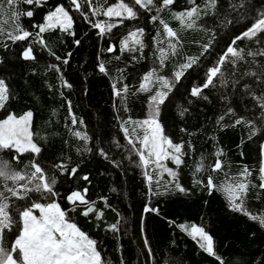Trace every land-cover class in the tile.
<instances>
[{
    "label": "trees",
    "instance_id": "obj_1",
    "mask_svg": "<svg viewBox=\"0 0 264 264\" xmlns=\"http://www.w3.org/2000/svg\"><path fill=\"white\" fill-rule=\"evenodd\" d=\"M117 2L107 0V4ZM125 2L131 4V0ZM197 2L202 8L197 27L185 28L173 17L172 13L191 7L189 0H175L169 10L159 13L155 9L144 12L136 6L138 19L126 20L101 36L79 12L71 10L68 0H47L43 8L35 9L32 18L21 17L22 27L35 34L38 29L33 25L45 23V15L56 5L64 4L73 16L70 31L75 35L57 27L42 34L45 45L35 35L16 43L9 40L4 33L11 32L16 23L11 18L13 9L6 4L0 8V79L8 85L10 96L5 110H0V120L9 113L20 117L31 111L33 142L41 148L36 162L49 175L59 173L57 196L30 194L31 200L16 203H58L66 220L97 242L104 264H218L199 247V238L190 234L193 226L204 228L213 237L215 251L224 264H264V228L242 212L233 211L224 192L213 190L210 194L203 184L196 183L206 182L211 175L218 186L223 185L227 183L226 177L240 179L247 168L251 175L247 177L249 191L244 209L264 214V190L258 188L262 175L259 169L264 166V114L250 97L222 88L219 82L203 91L202 97L207 96V100L190 94L193 87L203 83L205 73L224 54L231 40L264 15V0H217L216 7L208 9H203L205 0ZM27 7L32 6L17 4L16 10ZM152 15L162 18L177 33L175 54L169 49V38L162 25L151 22ZM90 19L115 23L103 16ZM136 28L144 29L140 37L143 49L124 50L122 41ZM77 40L79 44L75 43ZM110 46H114V51L107 50ZM234 46L246 52L261 47L247 39ZM27 47H32L34 60L23 58ZM160 48L167 56L163 68ZM189 58H195L196 63L175 81L173 74ZM65 59L66 64L62 63ZM101 63L106 73L99 71ZM54 66L60 70L56 71ZM153 68L172 84L156 118L165 137L174 144L183 143L187 153L179 168L172 161L164 166L178 172V181L188 190L186 193L175 190L172 177L163 168L157 169L154 164L147 169L140 166L135 153L129 152L131 146L123 131V127H128L132 134L135 129L133 139L144 135L139 125L152 116L149 98L161 88L155 84L151 92L138 89L142 77ZM116 90H121L119 96ZM224 94L229 97L227 102L222 99ZM229 106L235 109L236 117L242 116L252 124L226 126L236 117L217 123ZM72 116L78 121L75 125L71 123ZM74 131L87 134L88 140L74 136ZM221 151L223 154L218 156ZM0 158L8 159V153L0 152ZM21 159L23 164L13 163L14 169L23 168L33 156L26 153ZM217 159L223 162V170L212 172L211 166ZM60 164L76 169V174L53 167ZM201 164L203 170L197 173L195 168ZM145 171L152 176L151 183ZM85 189L86 199L103 211L100 219H96L95 213L82 215L85 205H72L67 200L72 192ZM145 206L158 209L159 214L145 212ZM112 224H117L119 230L111 231ZM15 232L14 228L6 234V247L15 238Z\"/></svg>",
    "mask_w": 264,
    "mask_h": 264
},
{
    "label": "snow or ice",
    "instance_id": "obj_2",
    "mask_svg": "<svg viewBox=\"0 0 264 264\" xmlns=\"http://www.w3.org/2000/svg\"><path fill=\"white\" fill-rule=\"evenodd\" d=\"M47 0H3L0 8L6 4L13 9L11 18L15 21L14 28L11 32L4 33L13 43L28 40L35 35L39 38V43L45 45L43 33L48 30L59 28L61 31L70 35H75L70 31L73 28L74 20L70 14V10L64 4H58L54 9L48 12L45 17V23L33 25L38 31L32 32L24 29L19 23L21 17L32 18L36 8H43ZM71 10L79 12L91 27L98 29V34L103 36L106 32H111L113 28H118L124 24L126 20L138 19V10L151 12L153 9L157 13L169 10L175 3V0H131V4L125 0H119L117 3L107 4V0H68ZM191 7L180 12L172 13L173 17L180 24L188 29L197 27V21L202 14L201 5L197 0H189ZM217 0H205L203 9L215 8ZM22 4L27 7L23 11L16 10V5ZM107 6L105 7V5ZM86 9V10H85ZM103 16L108 21L115 20V23L93 20L90 17ZM153 23L158 22L162 25L163 32L169 38V49L175 54L177 43L179 42L177 33L169 27L162 18L157 15L150 16ZM144 35L143 28H136L128 33L127 37L122 41L121 46L127 51L142 50L143 41L140 39ZM153 39H156L155 37ZM247 39L260 44L257 50L249 49L247 52L243 48L236 45L237 41ZM175 40L176 43L172 41ZM79 44V40L75 41ZM136 46H139L137 48ZM206 45L204 50L207 51ZM109 52L114 51V46L107 49ZM160 67H164V60L167 58L165 50L160 48ZM54 55V53H52ZM69 55H71L69 53ZM22 56L25 60H34L32 47L23 50ZM259 58V59H258ZM60 59V57H56ZM62 63H68L65 59ZM196 63L195 58H189L188 62L181 66V70L173 74V79L179 81L184 71L191 68ZM56 71L60 69L54 66ZM99 71L106 73L103 63L99 65ZM156 68L151 69L142 77V83L139 85L138 91L151 92L152 85L159 84L161 90L150 95L149 103L152 109V116L140 123V127L144 129L142 138L133 139L135 129L132 134L129 133L128 127H123L127 144L131 147L129 152L135 153L138 157L140 166L147 169L150 164H154L157 169L163 168L174 182L176 191L186 193L188 190L184 188L178 181V172L173 171L163 165L162 161L170 159L179 168L184 163L183 157L187 155L184 151L183 143H173V141L163 135V129L158 119L159 106L165 103L168 98V92L171 91L172 84L169 79L163 75L157 74ZM227 73V76H225ZM219 82L220 87L234 91L235 94L247 96L251 98V102L256 108L264 114V15L259 17L255 23L242 32L241 35L233 38L226 48L223 55L219 57L215 65L210 67L205 73V79L199 86L191 89V96L201 98L205 89L214 88ZM66 87L71 85L66 84ZM125 85L123 91H127ZM121 90H116L119 96ZM207 100V96L202 97ZM10 99L9 88L3 79H0V110H5ZM224 101H228L227 94L222 95ZM184 111H187L185 109ZM69 114L71 115V104L69 103ZM32 112L29 111L23 116L17 117L13 113L0 120V152H7L8 159L0 158V264H104L101 254L97 251V242L89 238L81 231L75 223H69L66 220V213L60 208L55 201L43 204L39 202H31L26 204H17V201L26 202L31 200L30 194H39L40 196L55 197L58 193L55 191L57 183V175L53 173L49 175L36 162L41 148L33 142V134L30 131V123L32 120ZM183 116V112H181ZM236 117V111L229 106L225 112L218 117L217 123L225 121V118ZM71 123L77 124L75 116H72ZM83 123V121H79ZM252 124L251 120H245L244 117H236L231 125ZM181 131H184L181 129ZM73 135L81 140L87 141V134L74 131ZM139 145V147L137 146ZM32 154L33 159L28 164L23 165L21 169H14L12 164H23L21 159L24 154ZM100 153L104 155V150L100 149ZM222 151L217 155H222ZM54 168L62 169L76 174V169H67L63 164L53 165ZM223 162L217 159L211 166L212 172H220L223 170ZM203 170V165L195 168L197 173ZM259 172L262 174L258 188L264 190V166H261ZM251 172L245 168L241 173V178L236 180L232 177H226L227 183L217 185L214 179L209 175L205 181L197 180V184H203V187L211 192L222 191L226 194L229 207L236 212H242L249 219L257 222L261 228H264V214H252L244 209V198L249 191L247 177ZM149 183L152 176L145 171ZM87 180V176L84 177ZM87 189L83 192L74 191L67 196V200L72 204L77 203L85 205L81 210L82 215L89 216L91 213L96 214V219L103 216L102 210H97L92 206V202L86 199ZM15 209V214L13 213ZM145 212H156L158 209L145 206ZM39 213L37 216L36 213ZM169 223H174L170 221ZM183 228V226H181ZM16 229L15 238L10 244L5 246V236L7 233ZM111 231H118V225L112 224ZM187 231V229H184ZM190 234L194 239L197 237L199 247L209 256L214 257L218 264H224L223 259L216 253L214 248L213 237L205 232L204 228L193 226ZM148 241L145 240L147 247ZM149 256L152 255L151 249H148Z\"/></svg>",
    "mask_w": 264,
    "mask_h": 264
},
{
    "label": "rangeland",
    "instance_id": "obj_3",
    "mask_svg": "<svg viewBox=\"0 0 264 264\" xmlns=\"http://www.w3.org/2000/svg\"><path fill=\"white\" fill-rule=\"evenodd\" d=\"M159 123H160V122H159ZM30 131H31V130H30ZM163 135H164V133H163ZM164 136H165V135H164ZM263 155H264V154H263ZM168 161H171V160L168 159V160H164V161H162L163 165H164L166 162H168ZM172 163H173V162H172ZM150 165H152V164H150ZM150 165H149V166H150ZM149 166H148V167H149ZM147 172H148V171H147ZM148 173H149V172H148ZM36 214H37V216L39 215L38 212H37ZM69 223H71V222H69Z\"/></svg>",
    "mask_w": 264,
    "mask_h": 264
}]
</instances>
